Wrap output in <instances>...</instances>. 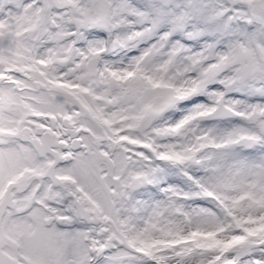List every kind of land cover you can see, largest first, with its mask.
I'll use <instances>...</instances> for the list:
<instances>
[{"label":"snow or ice","instance_id":"obj_1","mask_svg":"<svg viewBox=\"0 0 264 264\" xmlns=\"http://www.w3.org/2000/svg\"><path fill=\"white\" fill-rule=\"evenodd\" d=\"M0 264H264V0H0Z\"/></svg>","mask_w":264,"mask_h":264}]
</instances>
